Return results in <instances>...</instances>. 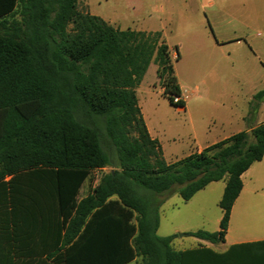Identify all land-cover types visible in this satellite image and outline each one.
<instances>
[{
  "label": "trees",
  "instance_id": "trees-1",
  "mask_svg": "<svg viewBox=\"0 0 264 264\" xmlns=\"http://www.w3.org/2000/svg\"><path fill=\"white\" fill-rule=\"evenodd\" d=\"M152 62L170 105L185 107L160 32L117 29L81 12L78 0H1L0 188L10 177L16 208L33 221L52 218L47 229L63 238V264H81L89 248L107 264H203L202 251L219 257L206 248L176 250L175 235L158 236L160 197L189 201L226 181L220 230L189 233L222 242L242 175L264 158L261 124L168 163L136 95ZM262 102L264 90L253 103ZM106 167L80 198L85 181ZM231 248H247L240 264H264V242Z\"/></svg>",
  "mask_w": 264,
  "mask_h": 264
},
{
  "label": "rangeland",
  "instance_id": "rangeland-1",
  "mask_svg": "<svg viewBox=\"0 0 264 264\" xmlns=\"http://www.w3.org/2000/svg\"><path fill=\"white\" fill-rule=\"evenodd\" d=\"M211 1L78 0L81 12L99 16L117 29L162 34V39L170 49L175 74L186 101V110L171 106L163 95L157 75L158 65L154 62L136 88V95L147 125L151 133L160 140L164 159L168 163L196 153V147L204 144L200 135L202 104L209 105V112L212 111L211 106L216 104L208 95L207 98L206 95L202 98L206 88L220 91L221 98L226 99L243 81H249L251 89L261 87L259 62L245 58L235 60L236 65L233 67L230 58L234 56L235 59H240L241 47L217 45L219 41L242 37V0H214V4L209 6ZM176 47L180 54L179 60H176ZM229 48L232 50L231 57ZM196 134L201 139L198 140ZM110 170L111 167L95 170L85 181L87 183L82 187L80 197H84L88 188L91 193L95 182L99 183L101 177ZM224 188L225 181L214 182L190 201H184L178 193L160 197L163 202L159 208L158 236L175 235L172 246L179 251L196 247L198 239L190 236V232L219 230L222 214L219 202ZM248 195L243 192L241 200ZM249 196L264 198V190ZM258 211L259 208L256 212ZM262 223L257 218L246 226L255 229Z\"/></svg>",
  "mask_w": 264,
  "mask_h": 264
},
{
  "label": "crops",
  "instance_id": "crops-1",
  "mask_svg": "<svg viewBox=\"0 0 264 264\" xmlns=\"http://www.w3.org/2000/svg\"><path fill=\"white\" fill-rule=\"evenodd\" d=\"M214 2L212 0L208 5H212ZM242 5V37L235 36L231 39L219 41L217 45L241 47L242 57L240 59L238 57L235 59L234 56L230 58L233 67L236 65L235 60H245V58L255 63L259 62V75L262 78L261 87L259 89H251L249 81H245V83L247 82L246 84L243 81L242 85L234 89V92L229 93L226 99L221 98L220 91H213L211 88L205 89L202 98L204 95L207 98L208 95L216 101V104L211 106V112L207 110L208 104H202L203 118L200 120L202 122V133L200 135L204 144H199L196 147V153L237 133L250 132L257 126L264 124V102L260 104L253 103L254 96L264 90V0H242ZM229 56H232L231 48H229ZM178 109L184 111L186 110V105ZM147 128L151 137L157 139L161 145L160 140L151 133L148 125ZM196 136L198 140L201 139L197 134ZM263 172L264 158L254 163L242 175L243 189L232 207L229 227L224 241L211 243L198 239L197 246L193 249L206 248L219 255V257H215L206 251L200 252V259L203 264H240L246 257L244 253L247 248L232 249V246L264 242V198L249 196L264 190ZM3 183L4 185L0 188V264H63L59 260L60 253L65 248L63 247V238L60 241L56 230L47 229L48 223L51 225L50 223L53 221L52 218H42L40 216L35 218L34 221L31 220L24 212V206L18 204L16 208L12 204L10 177H6ZM86 183L82 187H85ZM97 183L96 181L94 188ZM243 192H247L249 195L241 200ZM89 193L90 188L86 189L84 197ZM256 205L259 208L258 212H256L258 209ZM222 217L223 212L219 219V230ZM241 218L242 220H240ZM257 218L263 222L257 228L251 229L246 226L248 222ZM99 243L100 241L98 240L97 248L100 246ZM96 251L98 250L89 248L84 254L85 260L81 264H107L104 260L105 256L98 252L95 253ZM71 264H80V262Z\"/></svg>",
  "mask_w": 264,
  "mask_h": 264
}]
</instances>
